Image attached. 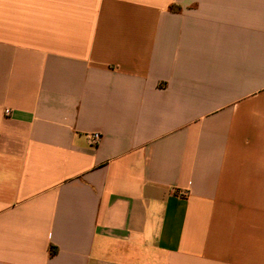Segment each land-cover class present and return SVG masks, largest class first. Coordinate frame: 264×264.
<instances>
[{"label":"crops","instance_id":"obj_1","mask_svg":"<svg viewBox=\"0 0 264 264\" xmlns=\"http://www.w3.org/2000/svg\"><path fill=\"white\" fill-rule=\"evenodd\" d=\"M0 264H264V0H0Z\"/></svg>","mask_w":264,"mask_h":264},{"label":"built area","instance_id":"obj_2","mask_svg":"<svg viewBox=\"0 0 264 264\" xmlns=\"http://www.w3.org/2000/svg\"><path fill=\"white\" fill-rule=\"evenodd\" d=\"M88 138L90 140L91 146H96L98 141L100 140V134L97 132L91 133Z\"/></svg>","mask_w":264,"mask_h":264},{"label":"trees","instance_id":"obj_3","mask_svg":"<svg viewBox=\"0 0 264 264\" xmlns=\"http://www.w3.org/2000/svg\"><path fill=\"white\" fill-rule=\"evenodd\" d=\"M54 252H55V251H54V249H52V248H51V250H50V254H52V255H53V254H54Z\"/></svg>","mask_w":264,"mask_h":264}]
</instances>
